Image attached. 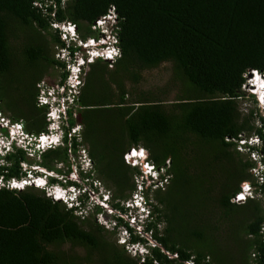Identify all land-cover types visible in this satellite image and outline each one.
Instances as JSON below:
<instances>
[{
	"label": "trees",
	"instance_id": "trees-1",
	"mask_svg": "<svg viewBox=\"0 0 264 264\" xmlns=\"http://www.w3.org/2000/svg\"><path fill=\"white\" fill-rule=\"evenodd\" d=\"M49 1L0 0V111L29 133L43 131L37 84L49 67L62 69L60 84L69 72L51 51L65 47L52 23L71 22L85 40L98 36L94 22L113 8L119 54L82 70L69 125L82 126L94 172L115 186L113 208L124 211L121 201L135 189L138 168L123 161L130 147L165 168L167 183L154 190L146 226L155 245L130 237L148 243L136 258L102 224L79 220L41 189L0 188V264H264V118L257 107L240 108L241 99L256 103L242 90L246 75L264 74V0H53L54 10ZM72 44L71 53L80 49ZM253 135L259 143L242 154L240 139ZM250 153L260 155L261 181L251 173L257 162ZM40 157V165L56 169L68 162L67 147ZM4 159L0 176L25 175L24 150ZM243 182L253 196L235 202Z\"/></svg>",
	"mask_w": 264,
	"mask_h": 264
},
{
	"label": "clouds",
	"instance_id": "clouds-1",
	"mask_svg": "<svg viewBox=\"0 0 264 264\" xmlns=\"http://www.w3.org/2000/svg\"><path fill=\"white\" fill-rule=\"evenodd\" d=\"M114 24L115 22L105 17L103 24L97 27L99 30L98 36L94 38H99V36H105V37L110 36L108 33H104V31L102 32V30L104 28L106 31H108L110 28L114 29L115 28ZM61 31L62 30H59V33H61ZM111 32L113 31L110 30V33ZM69 33L70 31H68L67 29V34L69 35ZM106 43H109L108 49H111L114 51V54H112V58L109 59V60H113L114 57H116L119 54L117 40H114V39L111 40L110 38L108 39L106 38ZM90 46H93V47H90ZM100 46L101 44L95 45V42H93L87 47L79 46L80 47L79 50H81L82 52L84 51V55H85V50H87L88 48L95 49ZM98 58H101V57H98ZM87 64L86 65L81 64L80 66H82L83 69L86 70ZM82 72L83 71H80V74ZM257 73L259 72L257 71L252 72V74H257ZM259 74L262 77H264V74H261V73ZM52 85L53 84H51L50 86ZM65 93L66 92L57 91L54 88L51 91V93L48 94L50 97V108H52V110L54 111V115L50 118V121H52L56 125L54 128L51 129L50 132L51 134H54L55 137L57 136L61 137V142H64V138H67L68 131H70V129L73 127L70 125L68 127H63L61 124V118H60V116H62V113L59 112V115L57 116V111L54 110L58 106L57 105L59 102L58 98L60 97V95H65ZM251 93H253V95L256 97V103L259 105V107H261L259 110H261L260 113L264 118V102L262 101L263 98L262 97L260 98L256 92H251ZM52 97H55V98L52 99ZM69 104L70 103H68V105ZM12 122H15V123H12ZM76 124H79V123H76ZM81 130H82V126H81L80 131ZM26 132L27 131L24 128L23 122L12 121L9 117L7 120L3 118L2 114L0 113V136L5 135L7 137L5 144H3V142L0 141V166L6 165L7 162L4 158L7 155L14 152L18 148L24 150L25 155H26L27 153L26 150L18 143V141L22 139L26 145L30 144V141L25 136ZM55 141L56 142L53 143V147L45 148L41 152V154L48 149H54L59 146H64L60 144L58 140H55ZM247 142L248 141L246 140V143ZM257 144L258 143L251 145L247 143V146L250 147V146L257 145ZM31 147H33V145H31ZM140 151H143L145 155L144 156H139V155L133 156L134 152L139 153ZM126 152H130L131 157L134 160L133 164H130V163L127 164V162L126 164L132 165V167H139L140 172L136 175L142 174L144 181L142 185L143 187L138 188V190L137 189L134 190L132 194V199L127 200V201H130L131 203L130 205L125 204L126 200L121 201V204L124 207V211L115 209L112 206H111L112 208H110L108 203L111 200V194L109 195V192L103 191L102 188H100V186L94 184V181L92 180V171H94L93 163H92V169L89 171L83 172L82 169H79V171L74 175L71 172V167H70L69 171L65 172V175H58L56 174L57 173L56 171L58 168L47 169L46 167L40 165L38 162H37L38 164L37 163L28 164L26 162L28 159L27 158L26 160H23L20 162L21 170L25 173V175H23L19 179L18 178L5 179L2 176H0V188L5 187L9 189L22 190L29 186H34L44 191L47 196L52 197L54 200L61 201L63 204H65L66 207H68L69 209H72L74 213H76L78 216H82L84 214L87 215L88 213H86V211L90 209L89 205L95 204V210L97 207H99L100 210H102L104 213L106 212L105 224L111 223L113 229L114 228L115 229L124 228L123 229L124 233H127V237H126L127 243L126 244L128 245L126 246L135 247V251H137L138 254H145L146 252L145 247H142V248L138 247V244H132L129 242V240H130V237L134 235L135 237L147 240L150 246L155 245L154 240L151 238V231L147 229L148 227L146 228L148 223H151L153 221V216H154L153 208H152L153 200L150 198L149 192H150V189H155V184H162V182L167 178V175H166L165 168H156L153 172L155 175L152 176V174L150 173L152 169H149L150 167H147V165H145V161H149L150 159L148 158V156L145 157L147 154V151L144 148L133 146V147H130ZM124 154H123V161L125 163ZM77 157L78 158L76 160V164L78 167H81L83 161H82L81 154L79 153V150H78ZM68 163L70 162L68 161ZM145 170H147L146 173H144ZM49 171H52V172H49ZM23 178L26 180V182H22ZM50 179H55L57 181L51 182ZM12 181L16 182L17 185L10 186V183ZM136 187H137V184H136ZM136 197L138 198V203H136L134 200ZM104 202L105 204H103ZM95 210L92 212H95ZM116 216L120 217L124 222H126V224L132 230L133 233H131L125 225L123 224L118 225L117 221L115 220ZM133 218H135L136 220H134ZM119 243L121 244L123 242H119ZM146 245H148V243H146Z\"/></svg>",
	"mask_w": 264,
	"mask_h": 264
},
{
	"label": "built area",
	"instance_id": "built-area-1",
	"mask_svg": "<svg viewBox=\"0 0 264 264\" xmlns=\"http://www.w3.org/2000/svg\"><path fill=\"white\" fill-rule=\"evenodd\" d=\"M62 2H64V0H62ZM61 2V3H62ZM52 3V10L56 9V4H53V0L49 1V4L51 5ZM54 14V11L52 13V15ZM107 18L111 19L113 22H116L117 19V13L116 11L111 8L110 12L107 14L106 16ZM105 20V17H101L99 19H97L94 24H93V29H98L97 27L102 25L103 22ZM52 27L54 29H59L62 30L60 33L61 39L64 41L65 43V47H58V51L56 52L57 57L62 58L63 60H66V69L69 71L66 80L64 81V83L60 84L59 82L56 84H53L52 86H49L47 83H45V81L41 80L38 84V94L36 97V103L38 106L40 107H44L46 109L45 112V119L47 121V124L44 127V130L41 131L38 134H33V133H27L25 134V136L28 138V140L30 141L29 145H26L24 143V141L22 139H20L18 141V143L26 150L27 154H29L30 156H34L35 154H38L39 152L41 153L45 148L47 147H53V143L56 142L55 140H58L60 142V144L64 145L67 147V155H68V161L70 162V167H71V172L75 175L79 169H82L83 172L89 171L92 169V161L90 159V157L88 156L87 152L85 151V149L82 147V145H80L79 143L81 142V134H78L80 132L81 126L79 124H75L73 125V127L70 129V131H68L67 133V142H61V137L57 136L55 137L54 134H51V129L54 128L56 125L50 121V118L54 115V111L52 110V108H50V97L48 94L51 93V91L55 88L57 91L60 92H66L65 95H60V97L58 98V104L59 107L57 109H54L57 111V116L59 115V112L62 113V116H60L61 118V124L63 127H68L69 126V115H67V107H70V105H68V103H72L73 107H72V112H71V117L74 119L77 117V107L76 104V100H75V96L77 95V93L79 92V87L82 84V76H83V72L80 74V71L83 70V67L80 66L81 64L86 65L88 62L93 61L96 57H101L102 60L108 61V62H112V60H109L112 58V54H114V51L111 49H108L106 53L103 54H99L98 51H95L96 49H92V48H88L92 49L91 51H87L85 50V55L82 52L83 56L81 55V53L79 52V50H76L74 52L71 53L69 46L73 45L72 43H74L75 46H82V47H87L89 46L91 43L95 42V45H100L103 42L106 41V38H110L111 40H117L115 33L111 32L110 30L113 31L114 29L110 28L108 31L105 30V28L102 30V32L104 31V33H108L110 36H99V38H94V37H90L84 40V42H81L80 38L78 37V32L76 29V26L74 24H72L71 22L68 21H63V22H53L52 23ZM67 29L68 31H70L69 35L67 34ZM105 37V38H104ZM78 40V42L76 41ZM81 61H83V63H81ZM68 86V87H67ZM55 97H52V99H54ZM48 109V110H47ZM75 138V141L78 143L77 144V151L73 149V138ZM248 144H255V143H259V138L256 135L250 136V138H248L247 140ZM246 143V139L241 138L238 144V149L240 151H249V146H247ZM31 145H33V147H31ZM78 150L79 153L81 154L82 157V165L81 167H78L76 164V160H77V155H78ZM254 153H250L251 158L257 162V165L252 168V172L255 173L254 176L261 181V171H262V163L260 161V155L256 154L253 155ZM147 157V154L146 156ZM124 158L125 161L127 163L132 162L131 164L134 163L133 158L131 157L130 152H126L124 154ZM132 160V161H131ZM145 165H147V167H150L149 169H156V167L152 164V162L149 161H145ZM25 167V166H23ZM147 170H145L144 173H146ZM136 182L139 183L138 188H142L143 186V176L142 174L140 175H136ZM22 182H26V180L23 178ZM148 182V181H147ZM163 184V182H162ZM17 185L16 182L12 181L10 183V186H15ZM97 185V184H95ZM253 196V192L251 189V186L249 183L244 182L242 184V189L235 194V196L233 197V201L235 202H242L247 198H250ZM128 201H125L126 205H130L127 204ZM105 204V203H103ZM176 255H174L175 257ZM187 264H194L192 261L187 262Z\"/></svg>",
	"mask_w": 264,
	"mask_h": 264
},
{
	"label": "rangeland",
	"instance_id": "rangeland-1",
	"mask_svg": "<svg viewBox=\"0 0 264 264\" xmlns=\"http://www.w3.org/2000/svg\"><path fill=\"white\" fill-rule=\"evenodd\" d=\"M105 24V23H104ZM93 28V27H92ZM51 29H54L52 26H51ZM81 42H84V40H82L80 38ZM78 42V40H76ZM103 42L101 44L100 47L98 48H95L96 50L95 51H98L99 54H103L107 52V49L109 48V43H106ZM90 47H93V46H90ZM51 48V47H50ZM92 49H89L87 51H91ZM51 51L52 53H54V57L57 56L56 55V52L58 51V49L54 46L51 48ZM79 52L81 53V55L83 56L82 52L79 50ZM84 53V51H83ZM84 57V56H83ZM56 58V57H55ZM254 70H251L247 75H246V81H245V84L243 85L242 87V90L246 92V94H253L251 92H256L259 97L263 98L264 96V77H262L259 73L257 74H250L252 73ZM62 73V69L59 68V67H49L46 71V73L44 74L42 80L45 81V83H47L49 85V83L51 84H56L60 81V75ZM260 75V76H259ZM260 78V79H259ZM257 96V95H256ZM264 102V98L262 100ZM57 108L59 107V104H57ZM250 107H257L258 109H260L261 107H259V105L255 102L251 103V100L249 99H241L240 100V108L242 109L243 112H246ZM56 108V109H57ZM258 111H261V110H258ZM0 113L2 114V117L7 119L8 120V115L3 113L2 111H0ZM12 123H15V122H12ZM257 123V122H256ZM78 134H81V131L78 133ZM6 140H7V137L5 135H1L0 136V141L3 142V144L6 143ZM82 140V139H81ZM80 145H82V147L85 149V151L87 152L88 154V145L85 143H79ZM242 154H247L246 151H242L241 152ZM41 153L39 152L38 154H35L34 156H30L29 154L26 153V157L28 158L27 159V163L28 164H35L37 163V161H41ZM253 155H256L255 153ZM251 156V155H249ZM132 161V160H131ZM126 163V161H125ZM132 162H130L131 164ZM38 164V163H37ZM105 164V163H104ZM129 164V163H127ZM106 165V164H105ZM132 166V165H130ZM136 166V165H135ZM55 168H58L57 169V173L58 175H65V172H68L69 169H70V165L69 163H58L55 165ZM138 168V171H139V167ZM106 169L110 172V175H114L115 177L116 176V173H119V171L116 169V170H113L111 168H109L107 165H106ZM59 170V171H58ZM61 170V171H60ZM155 169L151 170L150 173L153 175H155L153 172H154ZM116 171V172H114ZM49 172H52V171H49ZM140 172V171H139ZM252 174H255L251 171ZM138 174V173H137ZM136 173L134 175H132L131 177V180H130V183L133 182V184L135 185V189L134 190H138V185L139 183L136 182V178L137 176H135ZM123 178V176H120L118 178H116L118 181L121 180ZM139 179V178H137ZM92 180L94 181V184H97L98 186H100V188H102L103 191H106V192H109V195L112 194L113 191H115V186L108 180L106 179H100V177L97 175V173H95L94 171H92ZM167 182L164 180L163 181V184H155V189L159 188V187H165V184ZM136 184H137V187H136ZM155 189H150V192H149V196L150 198L153 200L154 202V190ZM133 191L130 192L128 198L126 199V201L128 199H132V194H133ZM46 194V193H45ZM96 194V192H95ZM135 202L138 203V198L136 197L135 199ZM123 201V200H122ZM125 201V200H124ZM111 202H113V200H110V202L108 203L109 207H111ZM105 203V202H104ZM127 204H131L130 201L127 202ZM89 210L86 211V213H88L87 215L84 214L82 216H80L79 220H82L81 218L84 217L86 219H88L89 221H93V222H96L98 224H102V226L104 227V229H106V233H107V236L109 235V237H111L113 240H115V242L119 245H121V247L124 248V250L126 251V254L132 256V257H138L140 255H144V254H138L137 251H135V247H132V246H126L128 244L127 241H126V237H127V233H124V228H120V229H114L112 230V225L111 223H106L105 224V220H106V212L104 213L102 210H95V204H90L89 205ZM95 212H92L94 211ZM92 212V213H90ZM97 212V213H96ZM109 217V216H108ZM134 220H136L135 218H133ZM109 220V219H108ZM159 229H162V226L160 225V227H158ZM110 232V234H109ZM148 238V237H146ZM119 242H123V243H119ZM142 245V246H141ZM141 245H138V247H145L146 248V251H147V245L146 243H141ZM154 245V244H153Z\"/></svg>",
	"mask_w": 264,
	"mask_h": 264
},
{
	"label": "snow or ice",
	"instance_id": "snow-or-ice-1",
	"mask_svg": "<svg viewBox=\"0 0 264 264\" xmlns=\"http://www.w3.org/2000/svg\"><path fill=\"white\" fill-rule=\"evenodd\" d=\"M81 63H83V61H81ZM136 155H139V156H144L145 153L143 151H140L139 153H133V156H136Z\"/></svg>",
	"mask_w": 264,
	"mask_h": 264
},
{
	"label": "crops",
	"instance_id": "crops-1",
	"mask_svg": "<svg viewBox=\"0 0 264 264\" xmlns=\"http://www.w3.org/2000/svg\"><path fill=\"white\" fill-rule=\"evenodd\" d=\"M92 163H93V161H92ZM93 169H94V164H93ZM95 171V170H94Z\"/></svg>",
	"mask_w": 264,
	"mask_h": 264
},
{
	"label": "bare ground",
	"instance_id": "bare-ground-1",
	"mask_svg": "<svg viewBox=\"0 0 264 264\" xmlns=\"http://www.w3.org/2000/svg\"><path fill=\"white\" fill-rule=\"evenodd\" d=\"M260 76V75H259ZM260 79V78H259ZM263 98H264V96H263Z\"/></svg>",
	"mask_w": 264,
	"mask_h": 264
},
{
	"label": "water",
	"instance_id": "water-1",
	"mask_svg": "<svg viewBox=\"0 0 264 264\" xmlns=\"http://www.w3.org/2000/svg\"><path fill=\"white\" fill-rule=\"evenodd\" d=\"M250 74H252V73H250Z\"/></svg>",
	"mask_w": 264,
	"mask_h": 264
}]
</instances>
